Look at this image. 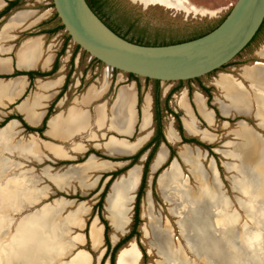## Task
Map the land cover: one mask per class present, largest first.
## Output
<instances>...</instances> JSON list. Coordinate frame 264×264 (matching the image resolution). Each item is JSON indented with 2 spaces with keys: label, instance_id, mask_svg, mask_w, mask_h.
Here are the masks:
<instances>
[{
  "label": "rangeland",
  "instance_id": "374dc122",
  "mask_svg": "<svg viewBox=\"0 0 264 264\" xmlns=\"http://www.w3.org/2000/svg\"><path fill=\"white\" fill-rule=\"evenodd\" d=\"M39 1L41 4L37 3L35 0L30 2L34 3L37 7L38 5L49 7L52 3V0ZM107 1L108 7H105L103 18L110 26L117 28L124 36L129 38L143 36L142 38L144 40L150 42L172 43L187 41L207 33L227 16L237 0H188L190 6L179 4L178 1L171 0ZM143 5L149 6L144 7ZM57 24H59L58 20ZM66 35V32L62 31L59 37L60 40L65 39ZM70 42L75 45L72 41ZM263 49L264 30L249 47L227 64L228 66H226V68L201 77L198 82H191L193 85L191 91L193 93L199 92L206 96L200 87L204 85L209 89L213 97L210 105L215 109L219 106L215 104L217 100L226 105L230 104L224 98L222 91L215 85L220 74L232 75L243 85L246 93L247 100L242 103V107L246 106V109L242 111L237 109L230 111L229 113L232 116H229V118L221 117L217 109L219 117H217L216 124L211 126L206 125L202 120L200 121L199 126L202 128L200 129L206 130L214 136L212 141H206L202 136H197V138L202 139L203 144H205L204 148H200L205 152L203 154L201 153L203 157H201L200 160L205 170L207 181L210 183L214 174L208 167V165L211 164L214 167L217 179L220 183V191L223 194L222 197L228 200V213L230 214L232 222L225 228L216 224V219L218 217L217 212L211 207L210 202L204 199L199 193L200 184L196 179L190 177L189 168L182 165L184 176L188 179V186L193 191L197 200V206L195 211L184 214L183 229L185 230L186 237L181 236V227L179 226L181 222L180 218L170 213V209L175 205L168 204L161 198L156 189V185L155 190H153V175L149 171L145 193L140 204L141 224L138 228L140 234L139 240L133 238L129 246L128 243L121 249V251L124 249L135 251L139 255V262L137 264H163V255L168 254L169 251L174 249H180L184 254L187 253L186 256L195 264H207L209 261L208 259L211 260L212 264H224V262L226 264H264V251H261V257L260 255L256 256L253 253L255 252L254 249L250 248L247 244L250 242L251 244L254 243V245H258L260 239L252 240V236H258L257 234H253L258 229H263L264 233V227L258 226L255 224L254 220H251L247 216V208L246 206H242V203H245L247 200V196L243 195L240 190L241 176H243L245 179V186L249 188L251 193H254L251 195H253L255 200L259 198L257 202L261 203V206L264 207V127L259 125V122H262L264 118L262 117L259 119L256 117V112L259 107L264 111V97L260 96V94L264 92V71H262L263 81L258 83L259 85L257 88L253 87L250 81L243 77L245 68L253 67L254 64L258 62L264 64V57L259 56ZM82 54V61H75L76 64H74L75 62H73V64L69 62L66 69L70 84L74 85L76 81L81 80L80 92L90 87L92 84L103 83L110 78V73H112V70L108 69L105 65L94 63L93 58L88 54H84L83 51ZM85 59L91 61L88 67L85 63ZM116 74L127 78V74L125 73L118 71ZM177 83L178 82H161V99L164 92L163 87L173 89L177 87ZM142 85H145V83L143 82ZM148 86L154 89L153 82L148 83ZM181 87V90H183V88H188L189 83L184 81ZM181 90L176 92L173 99L171 98L169 101V107H171L173 111L179 113L178 97H180ZM242 112L245 113L243 114ZM169 121L174 122L177 130L175 119L170 114L165 113L163 119L164 133H166V124ZM140 136L141 135L138 134L137 138ZM186 136L188 135L186 134ZM29 139L34 140V136L16 130V135L9 141V149L6 151L4 148H0V156L11 164L10 169L0 172V182L5 181L8 177L14 178L21 175L23 180L30 182L28 191L35 195V200L29 205H23L18 210H12L7 207L0 212L1 218H3L6 223V232L0 235V263L4 255H6V257L10 256V254L15 255L14 252L10 253V251L13 250H10L11 245L8 244L15 238L21 253L29 250L34 254H39V250L42 246H51L57 243V250L49 251L48 256L38 264H101L103 256L106 253L104 227L102 241L98 246L94 245L92 229L95 225H102L101 219L107 221L110 225L108 236L110 243L112 242L111 246L114 247L118 239L120 240L126 236L131 230L134 203L138 190L133 194L134 198L131 203V211L129 214L130 223L126 226L125 231L117 235L118 239L113 242L111 235L114 230L108 218V211L106 209L107 202L105 200L111 191L112 185L122 176L120 175V177L117 176L112 179L103 200L102 208L99 211L96 209L94 210V207L98 205L97 202L101 197L99 190L106 178L104 177L101 180L99 189H86V182L85 184H79L75 179L70 183L68 182L63 189H57L51 182V176L65 173L70 167H76V165L78 167V164H82L88 159L79 158L76 163H71L73 165L67 167L68 165L53 163L48 156L39 149L37 161L40 157L42 161L40 164H37L33 160L32 152H30L32 140L30 141ZM25 142L29 143L28 146ZM147 143H145L144 146ZM173 145L176 152L182 150V147L179 146L178 143H173ZM207 146L213 148V152H210L209 156H206L208 150L205 148H207ZM231 151L236 154H241L242 159L237 161L235 158H232L230 155ZM176 157L178 158L177 154ZM211 159H215L216 167ZM79 161L83 162L78 163ZM137 164L144 167L143 163ZM165 164H163V166ZM224 165L230 167V169L227 170ZM163 166L160 169H162ZM20 171L21 173L19 174ZM157 173L158 177L160 173ZM99 174L100 173L96 170L85 173L87 182L91 183L97 181ZM151 190L152 192H150ZM261 194H263L262 197H260ZM149 198L152 202L151 214L147 210ZM82 202L89 208V213L83 218V222L79 226H74L71 221V213L75 207ZM199 212L201 213L199 214ZM150 215L159 219L157 224L155 223L152 227L150 218L148 217ZM51 216L53 217L51 218ZM28 223H31V225H28ZM18 225L19 227H17ZM56 227H62L64 230V235L60 239H53L51 231ZM143 227H148L150 231L149 237H145ZM165 229L171 230L172 238L156 239L155 236L157 234L162 235V230ZM247 235H251V237L249 236L250 239H246L245 241L244 239ZM28 239L35 240L29 241ZM184 239L186 242H184ZM191 248L195 251V254L191 252ZM161 253H163V255H161ZM196 253L203 257V259L198 258ZM21 256H23V254H21ZM40 257L43 258L42 255H40ZM70 257H72V260L67 262ZM118 259H116V261H118ZM34 264L36 263L34 262ZM104 264H110L109 258H107Z\"/></svg>",
  "mask_w": 264,
  "mask_h": 264
},
{
  "label": "crops",
  "instance_id": "0c3cea01",
  "mask_svg": "<svg viewBox=\"0 0 264 264\" xmlns=\"http://www.w3.org/2000/svg\"><path fill=\"white\" fill-rule=\"evenodd\" d=\"M10 1L14 0H0V76H10L8 79H0V123L15 115L20 116L24 123L31 128L38 129L44 125L45 128L42 137L37 132L28 133L19 120L12 119L0 131L11 127L14 132L17 130L34 136V146H36L38 151L39 149L42 150L55 164L61 165V163L65 162L76 163L79 158L88 159L81 164L87 167L86 173L95 171L94 166L98 164L99 167L96 171L100 173L99 177L97 181L91 183L87 182L86 179V189H99L101 184H98L102 176H109L112 172L120 171L127 167L130 164L129 159L152 138L154 133V89L149 88L142 78L137 82L130 80L128 76L125 78L116 74L115 71H111L109 79L103 83H96L97 85L92 84L90 87L85 88V90H81L82 92L79 91L81 80L76 81L74 85L69 83L66 90L63 91L68 77L66 69L69 62H71L72 54L76 51V45H73L71 42L65 44V39L60 40L59 37L62 31L55 34L51 33L58 26L53 7H43L41 5L37 7L34 3L30 2L32 0H25L23 7L19 10L13 9L8 13H4ZM35 1L41 4L39 0ZM259 56L264 57L261 54ZM82 59L83 54L79 50L76 52L74 62H80ZM56 61L58 69L52 76L35 77L33 80L24 75L13 76L16 71L49 73L54 69ZM85 63L88 67L91 61L85 59ZM143 82L145 85H142ZM155 86L153 83V87ZM92 87H95L94 91H90ZM190 87L192 88L193 85L189 84L188 88H183L180 92V97H178L180 113L173 112L180 115L185 133L190 137H194L197 134L190 133L187 130L186 122L201 133L206 130L200 131V121L202 120L206 125L211 126L216 124L217 117L214 110L207 106V99L203 94L192 92L190 95ZM163 89L162 99L164 100L172 89L164 87ZM139 90L142 94L140 108ZM200 96L202 99H199ZM199 100L201 107L199 106ZM215 104L219 105L218 110L221 117L229 118V116H232L229 112L233 110L230 108L227 115L222 113L221 105L229 107V104L226 105L219 100L215 101ZM52 105L53 109L49 114ZM166 125V133L164 134L168 144L171 146H174L173 143L180 144L181 137L175 128L174 122L169 121ZM138 134L141 135L139 138H137ZM171 134L172 139L169 138ZM140 138L146 139L141 146L135 148L134 145H136ZM181 147L182 150L176 152L178 158H174L170 165L156 179V189L161 198L166 203L175 205L170 209V213L180 219L182 215L177 211V199L179 200L180 195L184 191L191 192L194 196L193 191L188 186V179L184 176L182 165L188 167L190 177L199 182V189L201 182L197 177V169L204 173L205 179L203 182L208 186L213 185L215 182L217 185H220L214 167L211 164L208 167L214 174L211 182L207 181V176L200 160L203 157L201 153L205 152L198 147L188 144H183ZM185 149H188L193 154L195 157L193 161L192 159L188 161L183 159L181 154ZM90 151L99 152L111 160L98 158L95 154L85 157ZM162 151L164 152L162 159L165 160L157 163V156ZM37 156L38 153H34L33 160L35 163L40 164L42 159L40 157L37 161ZM169 156L170 149L166 144H161L150 165V173L153 175L152 179L163 164L169 160ZM206 156H208V153ZM231 157L237 161L242 159V157L238 156L231 155ZM145 159L146 155L140 158L138 163L144 164ZM211 160L216 167L215 159ZM136 167L140 169V174L134 192L140 187L144 167L136 164L125 172L126 175H121V178L126 177ZM224 167L227 170L230 169L226 165ZM173 168L179 169L177 171L178 177H173L172 181H174L171 184L175 186L173 187V195H176L177 199L172 197V195L169 197L164 194L160 186L161 178L165 173L171 172ZM57 175L61 174H56L55 176ZM242 178L244 177L241 176ZM108 180L109 177L102 184L99 193L104 190ZM51 182L59 190L68 184L58 185L57 181H53V179ZM147 210L151 214L152 202L150 198L147 202ZM148 217L150 218V222L152 220L159 221L155 216L150 215ZM95 226L100 229L102 239L104 226ZM112 228L114 232L111 235V239H113V235L118 239L117 235L125 231V229L116 230L113 225ZM148 231V227H143L145 237L150 236V231Z\"/></svg>",
  "mask_w": 264,
  "mask_h": 264
},
{
  "label": "water",
  "instance_id": "95a60500",
  "mask_svg": "<svg viewBox=\"0 0 264 264\" xmlns=\"http://www.w3.org/2000/svg\"><path fill=\"white\" fill-rule=\"evenodd\" d=\"M52 4L71 41L91 58L112 71L163 83L195 80L221 69L245 50L264 21V0H237L223 22L211 32L180 43L147 46L130 42L113 32L86 0H52ZM242 194L247 196L245 203H250L249 194ZM245 206L247 216L264 227L261 203L258 202V209ZM253 234L258 235L252 237L260 239V243L247 244L254 249L256 256L261 257V251H264L263 229ZM249 236L246 238L250 239Z\"/></svg>",
  "mask_w": 264,
  "mask_h": 264
},
{
  "label": "bare ground",
  "instance_id": "6f19581e",
  "mask_svg": "<svg viewBox=\"0 0 264 264\" xmlns=\"http://www.w3.org/2000/svg\"><path fill=\"white\" fill-rule=\"evenodd\" d=\"M143 1H147V0H143ZM178 3L190 6V3L188 0H178ZM260 54H261V56L264 55V49L261 51ZM262 71H264V64L258 62L253 67L245 68V70L243 71V77L246 78L247 80H249L253 87L257 88L259 85L258 83H261L263 81ZM215 85L222 91L224 98L230 103L229 107H226L225 105H221L222 113L224 115H227L229 108L232 109L233 111H234V109L235 110L237 109L239 111L246 109V106L242 107V103H244V101L247 100L243 85L239 81H237L232 75L220 74L219 79H217L215 82ZM94 90H95V87H92L90 89V91H94ZM260 96L264 97V92H263V94H260ZM199 99H202V97L200 96ZM253 100H254V98H253ZM199 104H200L199 106L201 107L200 100H199ZM242 113L244 114L245 112H242ZM256 117L259 119L262 117L264 118V111L260 107L256 112ZM259 123H260L259 125L261 127H264V120L262 122H259ZM186 127L190 133H196V134L202 136V138L206 141H212L214 139V136L211 135L210 133H208L207 131L200 133L199 131L195 130L187 122H186ZM15 135H16V132H14L11 129V127H7L4 130H1L0 131V148H2V149L4 148L7 151V149H9V141ZM169 138L172 139V134L169 135ZM145 139L146 138L138 139V141H137L136 145H134V147L138 148L139 146H141L144 143ZM25 143H27V142H25ZM28 144L29 143H27L26 145L28 146ZM13 146H15V145H13ZM19 149H21V148H19ZM9 151H11V150H9ZM30 152H32L33 156H34V153H38V149L36 148V146H34V140H32V143L30 144ZM28 155H27V157H28ZM163 155H164V152L162 151L157 156V158H158V159L156 158L157 163L161 162V160H165V159H162ZM181 155H182L183 159L186 161L191 160V159L193 161V158H195L193 156V154H191V152L188 149H185ZM230 155L235 156V157L236 156L242 157L241 154H236L232 151H231ZM95 164H96V162H95ZM262 166H261V168H262ZM98 167H99V165L97 164L94 166V169L97 170ZM10 168H11V164H9L2 156H0V172L6 171ZM13 168H14V166H13ZM178 170L173 168V170L171 172H167L168 174L165 173V175L161 178V181H160V186H161L163 193L169 197H170V195H172V197H174L175 199H177L176 195H173V191H174L173 187H175V186H174V184L173 185H171V184L174 181V180L172 181V178L178 177V172H177ZM194 170L196 171L195 166H194ZM21 171H23V170H21ZM21 171L19 172V174L21 173ZM86 171H87V167L85 165H79L78 167H70L67 172H65L61 175L51 176V179H53V181L56 180L58 185L59 184L60 185L67 184L68 182H70L73 179L78 180L79 184L80 183L85 184V182H86V176H85ZM139 171H140V169L138 167L134 168L133 170H131L129 172V174L126 177H123L118 182H115L111 188L110 194H109L108 199H107V204H108L107 205V211H108V218L116 230H124L126 228V226L130 223L129 214L131 211V203L133 200V193H134V190L136 188V185H137V182L139 179V174H140ZM12 172H13V169H12ZM197 173H198L197 177L200 179V182H201V187L199 189V193L201 194V196L204 199H206L210 202L211 207L213 209H215V211L218 214V217L216 219V224L220 227H223V228L227 227V225H229L232 222V219L230 218V214L227 212L228 211V205H229L228 200H226L224 197H222L223 194L220 191V188H219L220 185H217V183L215 182L213 185L208 186L205 182H203V180L205 179L204 173L198 169H197ZM14 174H15V172H14ZM29 185H30V182L23 180L21 175L16 176L14 178L8 177L5 181L0 182V212L7 207L12 209V210H18L23 205L31 204L35 200V195H34V193L28 191ZM240 185H241L240 186L241 192L249 194V197H250V203H242V206L249 205L250 207H255L256 209H258L257 200L259 198L257 200H255V198L252 199L253 196H251V194H254V193H251L249 188L247 186H245V179L244 178L241 179ZM83 187H85V186H83ZM262 195L263 194H261L260 197H262ZM221 197H222V199H221ZM177 202H178L177 211L179 214L182 215V218L180 219L181 222L179 224V226L181 227V235L183 237H186L185 230L183 229L184 214L187 212L195 211L196 206H197V200H196L195 196L192 195L191 192L189 193L188 191H184V193H182L180 195L179 200L177 199ZM201 202H203V201H201ZM198 206H200V205H198ZM200 210H202V209H200ZM88 213H89V208L83 202L79 203L78 206H76L75 209L71 213V221L73 222V225L79 226L83 222V218L86 215H88ZM200 213L201 212H199V214ZM192 216H193V214H192ZM52 217L53 216H51V218ZM213 217H212V219H213ZM214 218H216V217H214ZM207 220H208V218H207ZM22 221H23V219H22ZM38 222H40V221H38ZM155 223L157 224L156 221L152 220L151 221V227L153 225H155ZM28 225H31V223L30 224L28 223ZM17 227H19V225ZM184 228H186V227H184ZM5 229H6V223H5V220L3 218H1V213H0V235L6 232ZM51 232L53 235V239H60L64 235V230L62 227H56ZM235 232H236V229H235ZM92 238H93V242H94L95 246H98L102 241L101 235H100V229L97 228L96 226L93 227ZM155 238L156 239H171L172 238L171 230L170 229L162 230V235L157 234L155 236ZM245 239H247V238H245ZM116 240H117L116 236L113 235L112 241L115 242ZM252 240H253V237H252ZM184 242H186V240ZM8 244L11 245L10 250H13V251H10V253L14 252L15 255L10 254V256H7V257H6V255H4L2 257L0 264H34V262L36 264H38L41 260H44L48 256L49 251L57 250V247H56L57 243H54L51 246H48V245L42 246V248H40V250H39V254H34L29 250H26L24 253H21L20 250L18 249L19 245H18L17 241L15 240V238L12 239L11 242H9ZM239 247H241V246H239ZM130 248H132V247H130ZM191 252L193 254H195V251L192 248H191ZM21 254H23V256H21ZM186 254H184V252L180 249L179 250L174 249L172 251H169L168 254H166V255H163V253H161V255H163V257H164L163 264H195L192 260H190L186 256ZM40 255H42L43 258H41ZM197 255H198V258L203 259V257H201L199 254H197ZM24 257H28V259L27 258L24 259ZM39 258H41V259H39ZM138 259H139V255L135 251L129 250V249H124L119 254V259L117 261V264H137L139 262ZM73 260H74V257H73ZM208 260L209 261L207 262V264H212L211 260L210 259H208ZM224 264H226V263L224 262Z\"/></svg>",
  "mask_w": 264,
  "mask_h": 264
},
{
  "label": "trees",
  "instance_id": "16d2710c",
  "mask_svg": "<svg viewBox=\"0 0 264 264\" xmlns=\"http://www.w3.org/2000/svg\"><path fill=\"white\" fill-rule=\"evenodd\" d=\"M24 1L25 0H14V1L8 2V7L4 11V13H8V12H10L13 9L19 10L20 8L23 7ZM86 2L88 3L89 7L93 10V12L102 21H104V23H107L104 20V18H103V15H104L103 13L105 11L104 4H102L100 2V0H86ZM51 7H53V4L52 3H51ZM55 18L59 21V24H58L57 28L54 31H51L52 34H55V33L59 32V31H64V27L61 24V22H60V20H59V18H58V16H57L56 13H55ZM223 20L218 25H216L214 28H212L210 31H208L207 33L211 32L216 27H218L223 22ZM107 25H109V24L107 23ZM110 27H112V26H110ZM112 28L115 29L116 31H118L117 28H114V27H112ZM263 30H264V21H263V23H262L259 31L257 32V34L255 35V37L253 38V40L249 43V45L247 47H249L259 37V35H261V33L263 32ZM207 33H205V34H207ZM205 34H203V35H205ZM203 35L197 36L195 38L201 37ZM195 38H192V39H195ZM192 39H190V40H192ZM70 41H71V38L67 34L66 35V38H65V44H67ZM180 42H184V41H180ZM180 42H172V43H166V44H160V45L175 44V43H180ZM136 44L146 45V44H141V43H136ZM147 46H156V45H147ZM79 50H81L80 47L76 45V51L72 54V57H71V63L72 64L74 62L76 52L79 51ZM83 53L84 54H87L84 51H83ZM93 61L95 63L101 64L96 59H93ZM226 66H228V65L223 66L221 69L226 68ZM57 69H58V65H57V61H56V64L54 66V69L51 72H49V73L19 72V71H16V73L13 76L24 75V76H28L30 78V80H33L35 77L43 78V77H46V76H52L57 71ZM217 71H215V72H217ZM116 72L118 73V71L115 70V73ZM127 76H128V78L130 80H134V81H137V82H139V80L141 79L140 77H137V76L132 75V74H129V75L127 74ZM8 78H10V76H0V79H8ZM144 80H145L146 84H148L150 82H153L156 85L154 87V92H153V100H154V107H153V114H154V136L151 138V140L144 147H142L137 152V154L135 156L132 157L130 164L127 167H125L124 169H122V170L114 173L113 174V177L115 178L117 176H120V175L124 174L127 170H129L130 168H132L134 165H136L139 162L140 158L152 147L153 144H155V146L151 149V152L149 153V156H148L146 162L144 163L142 180H141V184H140V187L138 189V192H137V195H136V199H135V204H134V215H133V223H132V226H131V230H130V232L126 236H124L123 238H121L114 247L111 246L110 239H109V236H108L109 230H110V225H109V223L107 221H105L104 219H101V217H100L101 223L104 226V241H105V245H106V253L103 256V259H102V263L101 264H104V262L107 260V258H109L110 264H116V256H117L118 252L126 244L130 243V241L133 238H136L137 240H139L140 234H139L138 228H139V226L141 224V219H140V204H141V200H142V198L144 196V193H145L146 184H147V178H148V174H149V171H150V165H151V163H152V161H153V159H154V157L156 155L157 150L159 149V146L161 144H166L168 146V148L170 149V151H171V156H170L168 162L163 166L162 169H160L158 171L159 173L164 168H166L170 164V162L176 157V151L174 150L173 147H171L168 144V142H167V140L165 138V135H164V130H163L164 129V126H163L164 125L163 124L164 122H163V119L165 117V113L168 112L169 114H172L174 116L175 121H176L177 130L179 131V133H180V135H181V137L183 139L184 144H196V145L201 146L203 148L205 147L203 144L196 143L193 139H188L186 137L185 131H184V129L182 127V124H181L180 115L179 114H175L173 112V110L169 107V101L171 100L172 96L176 92H178L179 90H181V88H182L181 87V84H183L184 81L178 82L177 83L178 84L177 87H174L170 91V93L166 96V98L164 100H162L161 99V89H160V83L161 82L160 81H153V80H150V79H144ZM193 81L198 82L199 81V78L198 79H195V80L187 81V83L191 84V82H193ZM68 84H69V77H67L66 85H65L63 91L66 90ZM200 88L202 89V92L209 98V107L212 108L211 105H210V102H211V99H210L211 98V93H210L209 89L207 87H205L204 85H201ZM63 91H62V93H63ZM190 93H192L191 88H190ZM141 103H142V94H141V91L139 90V108L141 107ZM52 109H53V105H52V107L49 110V114L52 112ZM212 109L215 110V112L217 114V117H219L218 111L215 108H212ZM12 119L19 120L23 124L25 130L28 133H35V132H37V133H39L43 137V132H44L45 125L42 126L41 128H38V129L31 128V127H29L28 125H26L24 123V121L22 120V118L20 116H15V115L10 116L3 123H0V128H3ZM90 154H95L96 156H98L99 158H102V159L111 160L108 157L103 156L99 152H96V151H90L87 154V156H89ZM82 162L83 161H79L78 163H82ZM70 164H71V162L61 163V165H70ZM157 174L158 173H156L155 176H154V178H153V183H152L153 190H155ZM111 181L106 185V188H105L103 194L101 195V199H100L98 205L96 207H94V210L96 209V210L99 211L102 208L103 200L105 198V195L107 193V190L109 188V185H110ZM143 252H144V250H143Z\"/></svg>",
  "mask_w": 264,
  "mask_h": 264
},
{
  "label": "flooded vegetation",
  "instance_id": "af4514ba",
  "mask_svg": "<svg viewBox=\"0 0 264 264\" xmlns=\"http://www.w3.org/2000/svg\"><path fill=\"white\" fill-rule=\"evenodd\" d=\"M132 1V0H131ZM100 2L102 3V4H104V6L105 7H108V1L107 0H100ZM104 22V21H103ZM106 25H107V23H105ZM113 32H115L116 34H118L119 36H121L122 38H124V39H126V40H128V41H130V42H134V43H141V44H146V45H160V44H166V43H159V42H150V41H146V40H144L142 37L143 36H140V37H138V38H129V37H127V36H124L123 34H121L119 31H116L115 29H113L112 27H110L109 25H107ZM192 84V83H191ZM191 88V87H190ZM192 93H190V95H191ZM206 97V104H207V106L209 107V98L207 97V96H205ZM210 99H213V97L211 96V98ZM210 104H211V102H210ZM212 109V108H211ZM218 109V107H216V110ZM212 110H214V109H212ZM214 112H215V110H214ZM167 114H169L168 112H166ZM215 114H216V112H215ZM173 118H174V116L172 115V114H170ZM216 117H217V114H216ZM203 126H204V124H203ZM201 128V127H200ZM199 128V129H200ZM202 129V128H201ZM201 129H200V131H201ZM180 134V133H179ZM165 135V134H164ZM153 136H154V133H153ZM152 136V137H153ZM197 136H199V135H196V136H194V137H188V136H186L188 139H193L196 143H200V144H203V141H202V139H198L197 138ZM180 137H181V135H180ZM151 140V139H150ZM149 140V141H150ZM148 141V142H149ZM184 144V142H183V139H182V137H181V142H180V144H179V146H181V145H183ZM170 145V144H169ZM188 145H191V146H194V147H198V148H201V146H198V145H196V144H188ZM203 145H205V144H203ZM155 146V144H153L152 145V147L144 154V155H146V159H145V162H146V160H147V158H148V156H149V153L151 152V149L153 148ZM161 146V145H160ZM159 146V147H160ZM171 146V145H170ZM171 147H173V146H171ZM174 148V147H173ZM205 149H207L208 150V156L210 155V152H213V148L212 147H208L207 146V148H205ZM137 154V153H136ZM135 154V155H136ZM134 155V156H135ZM143 155V156H144ZM142 156V157H143ZM170 156H171V151H170ZM170 156H169V158H170ZM85 157H87V154L85 155ZM133 157V156H132ZM132 157L129 159L130 160V162H131V159H132ZM141 157V158H142ZM116 172H118V171H116ZM116 172H112L109 176H106L105 178H108L109 177V180L106 182V185H107V183H109L112 179H114V177H113V174L114 173H116ZM104 178V176H102L101 177V179L99 180V184L98 185H100L101 184V180ZM116 178V177H115ZM106 185H105V188H106ZM105 188H104V190H105ZM98 189V188H97ZM104 190L100 193V196L103 194V192H104ZM138 192V191H137ZM100 199H101V197L99 198V200H98V202H97V204L99 203V201H100ZM135 204V203H134Z\"/></svg>",
  "mask_w": 264,
  "mask_h": 264
}]
</instances>
